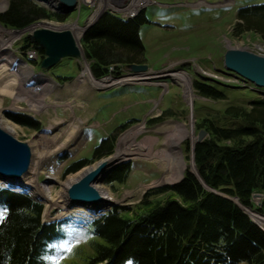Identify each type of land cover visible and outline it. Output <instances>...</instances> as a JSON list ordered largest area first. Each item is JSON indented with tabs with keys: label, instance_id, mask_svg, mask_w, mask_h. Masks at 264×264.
Wrapping results in <instances>:
<instances>
[{
	"label": "rangeland",
	"instance_id": "374dc122",
	"mask_svg": "<svg viewBox=\"0 0 264 264\" xmlns=\"http://www.w3.org/2000/svg\"><path fill=\"white\" fill-rule=\"evenodd\" d=\"M34 2L40 4L38 1ZM260 2L264 0H153L152 4L139 11L143 12L146 19L139 26L138 36L144 47L147 71L130 75L127 66H122L119 76L110 74L100 80L91 75L83 53L79 58H62L50 69H40L37 62L41 56L36 55L32 59L27 51L21 49L22 37L29 31L23 30L24 28L7 29L0 24V29L20 31L17 36L6 41V45H9L6 52H0V116L15 126V132L11 134L29 145L30 163L33 161L37 168L33 188L15 190L34 198L36 187L42 190L44 187L49 197L54 198L66 180L86 168H93L101 158L92 160L74 173L63 175L67 165L77 158H89L100 139L112 133L115 135L114 149L106 157H112L117 152L119 141L124 135H128L126 145L136 155H127L119 160L130 161L132 164L123 184H98L114 199L113 204L104 211L113 205L133 207L139 203L146 190L164 185L166 182L163 179L170 173L171 160H178L182 164L180 178L186 169L193 173L190 152L187 153L185 143L188 142L190 149L193 146L190 138L195 143L198 132L195 131L196 121L204 116L216 115L227 105L247 106L249 100L256 98L257 91L264 95V90L255 89L243 79L229 75L222 63L223 53L228 47L241 48L264 56V42L257 35L250 32L238 34L233 29L237 8ZM7 5L8 0H0V13L6 10ZM47 8L55 13L53 8ZM104 11L109 12L98 10L97 16L91 19L89 25ZM64 13L68 15L65 22L41 20H46L50 26H64L69 31L76 27L83 34V28L88 26L83 27V23L90 13L89 8L82 7L80 10L76 1L75 10ZM130 17L134 15H125V19ZM37 22L27 27H34ZM81 36L74 38L82 52L79 43ZM8 52L14 57L12 61ZM21 64L30 70L29 78L19 68ZM172 74L180 75L182 80L171 78ZM81 75L84 76L80 77ZM143 75L152 76L150 79L140 80ZM59 77L70 78L64 80ZM193 80L210 83L217 81L216 84L226 93L225 98L210 100L197 95L192 86ZM103 81L106 83L99 85ZM91 83L104 88L93 87ZM9 113L30 116L38 122L39 128L22 126L10 119ZM155 117L161 119L147 123L148 119ZM133 120L137 121L120 128L119 125ZM181 128L190 138L175 136L176 131ZM70 132L75 133V141L68 138ZM53 135L60 138L57 145L63 144L62 142L65 144L49 153L48 148L45 145L42 147L41 143ZM34 141L39 143L36 148ZM36 154L42 158L37 166ZM187 155L188 159H185ZM30 175L26 174L23 179L27 180ZM50 177L55 180L48 181ZM2 185L9 186L5 180L0 179V186ZM263 198L264 194H261L258 200L251 198V201L259 206ZM231 200L251 220L248 211H254L256 217L264 216L254 207L241 206L235 198ZM69 202L67 207L50 206L41 201L44 222L68 220L64 225L66 239L55 242L54 251L47 257L51 264H56L57 261L58 264H84L83 259L92 254V237L88 235L87 225L98 216L88 217L86 213L92 209L87 208L90 204ZM69 247L71 251H65Z\"/></svg>",
	"mask_w": 264,
	"mask_h": 264
},
{
	"label": "trees",
	"instance_id": "16d2710c",
	"mask_svg": "<svg viewBox=\"0 0 264 264\" xmlns=\"http://www.w3.org/2000/svg\"><path fill=\"white\" fill-rule=\"evenodd\" d=\"M234 16L235 33L250 32L264 42V2L240 6ZM67 18L32 0H8L0 24L22 29L41 19L65 22ZM145 21L143 12L123 19L104 11L86 28L79 43L95 79L119 76L122 66L145 62L138 36ZM21 44L22 50L33 48L42 57V49L26 35ZM216 83L193 80L192 86L201 97L224 99L226 93ZM8 117L39 128L30 116L9 113ZM199 129L206 136L193 145V163L204 185L221 195L206 189L186 169L180 181L146 190L133 207L112 206L87 225L92 254L83 259L84 264H264V231L231 200L264 214V198L259 206L251 201L252 193L264 194V95L256 93L247 106L227 105L216 115L200 118L195 123V131ZM114 142L113 133L102 137L89 158L73 160L63 175L112 154ZM131 168L130 161L121 162L103 182L123 184ZM42 211L43 204L28 194L0 186V264H51L47 257L55 242L66 239L68 220L44 222Z\"/></svg>",
	"mask_w": 264,
	"mask_h": 264
},
{
	"label": "water",
	"instance_id": "95a60500",
	"mask_svg": "<svg viewBox=\"0 0 264 264\" xmlns=\"http://www.w3.org/2000/svg\"><path fill=\"white\" fill-rule=\"evenodd\" d=\"M59 1L65 6L66 12L72 11L76 4V0ZM47 23L46 20L37 22L35 28L26 35L31 43L36 44L43 51V57L39 63L40 69H50L62 58H79L82 56L78 42L68 29H55L52 26L48 27ZM222 63L225 71L249 81L256 87L264 88V56L245 49L228 47L223 53ZM127 68L130 74L147 71V66L144 63H131L127 65ZM205 136L206 132L199 129L195 135V142L201 141ZM111 158L105 156L98 160L92 170L88 171L75 183H72L66 190L67 198L72 203L95 205L91 213L92 216H99L105 212V209L100 207V204L103 203L102 196L93 188V183L103 182V178L123 161H119L121 159L110 160ZM30 159L31 149L29 145L16 139L11 133L0 127V179L21 177L27 172ZM190 160L193 174L206 189L210 190L204 185L196 172L193 163V146L190 149ZM188 171L190 170L188 169ZM190 172L192 173V171ZM182 177L183 175L179 180L165 184H174L180 181ZM212 192L220 194L215 191ZM260 195V193H252L251 198L258 200Z\"/></svg>",
	"mask_w": 264,
	"mask_h": 264
},
{
	"label": "bare ground",
	"instance_id": "6f19581e",
	"mask_svg": "<svg viewBox=\"0 0 264 264\" xmlns=\"http://www.w3.org/2000/svg\"><path fill=\"white\" fill-rule=\"evenodd\" d=\"M39 2L44 3L46 5V7L47 6L50 7L51 10H52V8H53V10L65 9V6L59 0H39ZM0 10H2V8H0ZM46 25L48 27H51L50 26L51 24H46ZM53 27L55 29H65L64 26H53ZM74 29L75 30L72 29V31L70 30V32L73 34V36L75 38L76 37L79 38L81 36V34H82V30H80L79 28H76V27H74ZM19 33H20V31H11V30L6 31V30H3V29H0V52L1 53L2 52H6V50L8 49V46L9 45H6V41L7 40H10V38H12L13 36H17V34H19ZM8 57H9L10 61H12L14 59L13 55L10 52H8ZM19 68L21 69V71L24 70L25 71L24 72L25 73V77L26 78L27 77L29 78L30 73H31L30 70H28V68L26 66H24V64H21ZM83 76L84 75H81L80 77H83ZM143 76H144L143 78L140 77V80L150 79L152 75L151 76L143 75ZM171 78L176 79L177 81H181L182 80V77L180 75H176V74H172L171 75ZM89 82H90V80H89ZM105 83H106V81L105 82L103 81V82H100L99 85L105 84ZM92 86L93 87H96V88H104V87H99L96 84H92ZM0 120H1L0 121V127L2 129H4L5 131H7L8 133H11V132L14 133L15 132V126L12 125L11 123L7 122L6 120H4L2 115L0 116ZM68 135H69L68 138L73 139L75 141V138H76L75 133L70 132ZM187 135L188 134L185 133V130L183 128H181V129H178L176 131V135L175 136H181L183 138H187L188 137ZM127 137H128V135H124V137H122L120 139L118 148L116 149L117 152L116 153L115 152L113 153L112 158L110 160H112V159L113 160H119V159L124 158L127 155H132V154L133 155H136V153L134 151H132L131 149H129V147L126 145L125 140H126ZM188 138H190V137H188ZM58 139H60V138H58L57 135H53L51 137L46 138L41 143V145H42V147L45 145V147L48 148L49 153L50 152L53 153L57 149L63 147L64 144H65L64 142H62L63 144L57 145ZM34 142L36 143L35 148L38 147V144L39 143H37L36 141H34ZM34 142H33V144H34ZM193 142H194L193 139L190 138V144H191V146L193 145ZM36 156H37V159H38V162L36 164V166H37V165L40 164V160L42 158H41V156L39 157V154H36ZM32 158H33V156H32ZM169 164H170V167H169L170 168V173H169V175L167 177H165L163 179V182H166V183H170V182H174V181L179 180L180 179V174H181V171H182V164L180 163V161H178V160H171ZM93 168L92 167L86 168V169L82 170L81 172H79L78 174H75L73 177H71L68 180H66L62 184V187H61L60 192L56 196H54V198L49 197V194L47 192V189L44 188V187H43V190H42V188H39V187L37 188L36 187V192L33 193V196H34V198H37V199L45 202L46 204H48L50 206H56V205L64 206V205H66L68 207L67 203L70 200L67 198V195H66L67 188L72 183H75L76 181H78L83 175H85L88 171L92 170ZM36 170H37V168L35 167V163L32 161L29 164L28 170H27V172L25 174H23L21 177L16 178V179L6 178L5 179V182H6V184H8L11 187V189L13 188V190H15V189L30 190L29 188H33L32 187V184H34L35 176H37ZM174 170L175 171L177 170V171L175 172ZM26 174H31L32 176L30 175V177L27 180H24L23 177ZM53 180H55V178L50 177L48 181H53ZM98 184H100V182H95V183H93L92 186L98 192V194L102 196L103 203L100 204V207H102L103 209H106L107 207H109L110 204H112L114 202V199L112 198V196L109 193H107L106 191H104L102 189V187L99 186ZM65 202H66V204H65ZM68 204H70V202ZM89 207H92V209L89 210L88 213H86V214H88V217L92 216L91 213H92V210H94L95 205L88 206L87 208H89ZM84 208L87 209L85 206H84ZM244 210L246 211V209H244ZM247 210H249V209H247ZM247 213L252 218V221H254L264 231V216H259L258 215V217H256V215H255L256 213L254 211L253 212L252 211H248Z\"/></svg>",
	"mask_w": 264,
	"mask_h": 264
},
{
	"label": "built area",
	"instance_id": "2783aa9c",
	"mask_svg": "<svg viewBox=\"0 0 264 264\" xmlns=\"http://www.w3.org/2000/svg\"><path fill=\"white\" fill-rule=\"evenodd\" d=\"M153 0H77V5H80V10L82 7H87L90 13L84 21V26L89 25L91 19L96 17V12L98 10H109V13L123 17L125 15L136 16L139 11L152 4ZM34 27H26V30H31ZM25 51L29 53L30 58H36V51L33 48H27ZM29 58V59H30Z\"/></svg>",
	"mask_w": 264,
	"mask_h": 264
},
{
	"label": "snow or ice",
	"instance_id": "6c2138e0",
	"mask_svg": "<svg viewBox=\"0 0 264 264\" xmlns=\"http://www.w3.org/2000/svg\"><path fill=\"white\" fill-rule=\"evenodd\" d=\"M0 215H2V213H0ZM65 251H71V248L69 247V248H67ZM56 264H58V261L56 262Z\"/></svg>",
	"mask_w": 264,
	"mask_h": 264
},
{
	"label": "flooded vegetation",
	"instance_id": "af4514ba",
	"mask_svg": "<svg viewBox=\"0 0 264 264\" xmlns=\"http://www.w3.org/2000/svg\"><path fill=\"white\" fill-rule=\"evenodd\" d=\"M37 55H38V56H41L38 52H37Z\"/></svg>",
	"mask_w": 264,
	"mask_h": 264
}]
</instances>
